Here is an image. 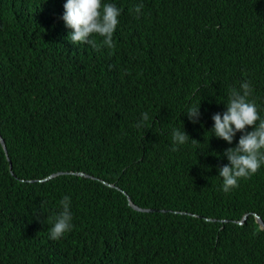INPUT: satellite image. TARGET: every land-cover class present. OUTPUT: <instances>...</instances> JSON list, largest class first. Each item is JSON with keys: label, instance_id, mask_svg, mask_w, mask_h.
Wrapping results in <instances>:
<instances>
[{"label": "trees", "instance_id": "1", "mask_svg": "<svg viewBox=\"0 0 264 264\" xmlns=\"http://www.w3.org/2000/svg\"><path fill=\"white\" fill-rule=\"evenodd\" d=\"M64 3L0 0V264H264V164L222 192L241 133L211 130L245 81L264 113V0H101L121 14L96 49L70 42Z\"/></svg>", "mask_w": 264, "mask_h": 264}, {"label": "clouds", "instance_id": "2", "mask_svg": "<svg viewBox=\"0 0 264 264\" xmlns=\"http://www.w3.org/2000/svg\"><path fill=\"white\" fill-rule=\"evenodd\" d=\"M63 8L61 19L65 26L71 29L68 37L73 45L87 44L96 49L98 46L90 37L92 34H98L104 38L102 41L104 45L109 48L114 47L113 33L121 14L117 6L114 4L102 5L101 0H66ZM142 8V4L137 5L134 11L139 13ZM189 49L202 54L197 46H191L190 43ZM252 91L248 81L241 83L239 89L232 88L226 111L212 116L213 128L211 130L216 138L232 144L236 133H241L236 146L227 148L223 153L228 164L218 169V176L222 178L223 182L220 190L224 193L238 187V181L241 178H250L264 164V113L257 108L254 101L248 100ZM186 115L190 122L197 123L201 115L199 105L189 107ZM148 120V114L142 113L141 122L137 124V127H141L143 122ZM249 126L253 128L252 131H246V127ZM171 135L173 141L171 151L173 152L177 151L178 145H183L190 139L186 132L177 129H173ZM191 140L194 144H199L198 141ZM70 203L69 196L63 197L60 201L62 211L55 218L50 229L49 238L51 240H59L72 229L73 217ZM193 216L195 217V215ZM248 216L249 214H244L236 223L243 225ZM252 216L256 222L260 218L256 213H253ZM259 229L263 230L260 225Z\"/></svg>", "mask_w": 264, "mask_h": 264}, {"label": "water", "instance_id": "3", "mask_svg": "<svg viewBox=\"0 0 264 264\" xmlns=\"http://www.w3.org/2000/svg\"><path fill=\"white\" fill-rule=\"evenodd\" d=\"M0 144H1V146H2V148H3V150H4V152H5V156H6V158H7L8 163H9V171L11 172V163H10V160H9V158H8V154H7V152H6V148H5L4 140L2 139L1 136H0ZM63 174H64V173H61V172L54 173V174L48 176L47 178H45V179H43V180H41V181L50 180V179H52V178H55V177H57V176H61V175H63ZM71 174H72V173H71ZM76 175L86 177V175L83 174V173H76ZM123 193H124V192H123ZM124 194H125V193H124ZM125 195H127V194H125ZM127 200H128V204H129V206H130L131 208H133L134 210L138 211V212H157V210H154V209L146 210V209L138 208L137 206H135V205L130 201L129 197H127ZM257 222H258V224L260 225V227L264 230V224L262 223V221H261L260 218H258Z\"/></svg>", "mask_w": 264, "mask_h": 264}]
</instances>
